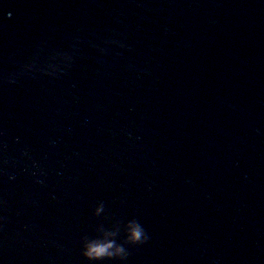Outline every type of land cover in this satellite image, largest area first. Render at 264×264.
<instances>
[{
    "label": "water",
    "instance_id": "1",
    "mask_svg": "<svg viewBox=\"0 0 264 264\" xmlns=\"http://www.w3.org/2000/svg\"><path fill=\"white\" fill-rule=\"evenodd\" d=\"M105 238L264 264V0H0V264Z\"/></svg>",
    "mask_w": 264,
    "mask_h": 264
},
{
    "label": "clouds",
    "instance_id": "2",
    "mask_svg": "<svg viewBox=\"0 0 264 264\" xmlns=\"http://www.w3.org/2000/svg\"><path fill=\"white\" fill-rule=\"evenodd\" d=\"M8 15L11 17V13ZM102 212L103 205H100L96 209V215H100ZM126 235L127 243L130 245H141L149 239L144 228L136 222H132L127 226ZM82 254L89 261V264H102L105 260L125 259L126 250L123 246L117 245L112 239H93L85 240Z\"/></svg>",
    "mask_w": 264,
    "mask_h": 264
}]
</instances>
